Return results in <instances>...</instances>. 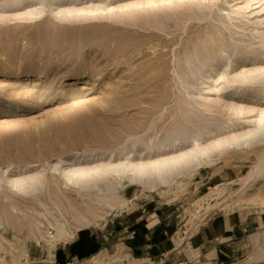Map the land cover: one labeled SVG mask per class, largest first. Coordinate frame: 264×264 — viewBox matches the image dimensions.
<instances>
[{
    "label": "rangeland",
    "instance_id": "obj_1",
    "mask_svg": "<svg viewBox=\"0 0 264 264\" xmlns=\"http://www.w3.org/2000/svg\"><path fill=\"white\" fill-rule=\"evenodd\" d=\"M139 1L142 4L137 8L115 10L112 19L85 21L51 15L49 10L53 8L57 11L56 6L47 8L44 15L35 20H27L23 15L15 19L10 15L39 6H0V15L4 17H0V176H4L0 189V264H5L6 260V264L49 262L52 255L49 246L38 235L31 234L34 226L39 224L45 232L55 234L48 221L65 224L75 235L70 240L59 242L55 248H69L78 235L84 233L88 246L94 243L96 249L101 248L96 255L98 264H264V226L255 223L260 217L264 220V204L261 201L264 199V174L247 179L257 164L254 154L259 148L251 151L230 149L223 156L216 157L213 166L202 167L180 187H160L149 191L124 183L117 191L121 200H117L111 208L106 202L83 196L67 186L53 169L56 161L68 152L75 154L85 149H96L113 152L114 159H117V150L119 152L123 147L127 148L126 151L143 149L141 142L165 139L168 130L170 132L180 120L193 131L203 128L204 123L215 130L231 115L234 127L227 124V128H232L214 132L206 139L211 141L227 131L242 132L258 119L264 102L260 101V95L253 93L254 87L248 81L255 78L256 71L264 69V49L259 38L254 39L247 30L241 32L233 27L230 29L234 33L231 30L226 32L219 26L218 29L222 30L218 32L222 33L218 34L207 21L201 20L200 23L199 19L194 17V21L190 18L193 12H184L186 18L181 16L183 11L177 17L170 15L165 8L166 3L157 4L165 10L162 8L163 15L160 13L155 21L151 11H158L155 5L145 3L148 0H108L112 5ZM222 3L219 8H228ZM77 4L89 7L99 2ZM61 6L72 5L67 2ZM255 7L252 5L249 10ZM263 7L256 9L262 13L259 12L261 33L264 31ZM166 12L171 19H165L168 17ZM146 13L149 14L145 18ZM103 15L107 14L104 12ZM103 15L91 13L85 17ZM60 16L64 17L63 21ZM135 17V20L132 19ZM150 20L155 21L157 28L150 27L153 23ZM238 23V20L234 22L241 25ZM236 32L239 36L235 35ZM261 36L264 37L263 34ZM196 44L200 46L197 49ZM221 44L227 48L233 47V44H240L237 46L242 48L256 44L261 49L257 48L259 55L232 56L231 62L227 57L223 60L217 58L209 75L213 80L218 77L223 79L215 83L206 78L209 77L206 74L209 67L199 66L200 62L215 59ZM201 45L206 47L203 49ZM211 45L214 50L209 47ZM208 47L215 58L208 53ZM221 74L224 75L222 78ZM181 76L185 80L182 81ZM187 80L192 83H183ZM203 107L209 110L205 111ZM230 107L242 109L239 118L232 110L229 111ZM191 122L194 124H189ZM132 145L136 147L132 148ZM155 152L156 149L153 154ZM107 160L99 158L93 162ZM11 163L20 165L22 170L18 171L24 175L42 172L47 181L41 191L33 195L13 191L6 184L7 178L12 175L11 168H8ZM125 184L127 187H124ZM122 200L126 202L121 203ZM79 215L89 219L92 225L77 229L75 218ZM217 217H230L231 224L248 227L246 231L235 228L234 237L225 244L221 257L212 260L205 253L188 247L187 242L188 237L203 231L211 219ZM147 224L149 228L160 224L168 234H175V245L185 238L186 249L182 247L158 258L147 256L143 261L129 260L126 247L128 236L132 235L130 231L140 229L146 233L150 231L144 227ZM126 226L130 228L123 230ZM73 258L70 253L67 263H94L90 258L72 261Z\"/></svg>",
    "mask_w": 264,
    "mask_h": 264
},
{
    "label": "bare ground",
    "instance_id": "obj_2",
    "mask_svg": "<svg viewBox=\"0 0 264 264\" xmlns=\"http://www.w3.org/2000/svg\"><path fill=\"white\" fill-rule=\"evenodd\" d=\"M95 1H98L99 4L94 5V6H89V7L88 6L87 7H79L77 4L79 2H85L86 4L92 5ZM67 2H71L72 6L63 8V6H61V5L63 3H67ZM222 2H224L226 5H228V8H219L218 5H220ZM145 3L155 5L154 8L156 7L158 12L153 13V11L155 9L153 11H151V13L153 14L152 19H155V21L157 20V17H159V14L161 12L163 13L165 8H166V10H169L170 13L169 12L168 13L170 15L172 14L174 17H177L178 16L177 14H179V13L181 14V12L183 11V14H181V16L184 15V17L186 18L187 14L185 15L184 12H186V13L193 12L191 14H194V15L197 14V15H195V16L193 15L191 17L189 14L188 16H190V18L193 19L195 17L196 19L200 20V21H198L200 23H201V20L202 21L205 20V22L207 21L208 24H211V26L213 27V30L215 28V30H217V32L221 31L222 29L227 32V31H230L232 29V27L234 30H235V28L238 29V31L241 30V32H242V30H244V31L247 30L248 33L249 32L251 33V35L253 36L254 39L259 38L260 39L259 42L262 41V43H263V44H261L263 47L262 50L264 49V37L261 36L262 34L264 36V31H262L263 33L259 32V28H260V26H262L261 22H259V20H260L259 17L261 16L259 14V12L261 10H259V11L256 10L261 6L262 7L264 6V0H148ZM158 3L163 4V5L166 3L167 6L165 5L166 7L164 8L161 5L162 8H164L162 11L161 7H157ZM20 4H24V6H30V5L39 6V8H35L33 10H29V11H26L23 13H19V12L14 13V14L10 15L11 17H15V19H16V17L18 18V16L23 15V16H26L24 18L27 20H35V19L42 17L44 15V13L46 12L47 8L56 6L57 11H55V9H53V8L51 10H49V13H51V15L52 14L63 15L65 18L71 17V18L78 19L80 21H85L88 19L89 20L112 19L115 10H126L130 7L131 8L132 7L137 8L142 3L139 1L137 3L130 2L127 4L112 5L111 3L108 2V0H0V6H3V5L7 6L8 5V6H13L16 8V7L20 6ZM252 5L253 6L256 5V7L253 8L252 10H249ZM262 10L264 11V7L262 8ZM104 12L107 14L105 17L103 15ZM91 13H96V14L98 13V14H102L103 16L85 17L86 14H91ZM162 13L160 15H163ZM125 14H126V12H125ZM148 14L146 13L145 18ZM169 14H167V12H166V15H168V17L164 16L165 19L166 18L171 19L169 17ZM117 16H118V14H117ZM200 16H202V17L200 18ZM0 17L2 19H4V17L2 15H0ZM61 17L62 16H60V19H61ZM64 17H62V19H61L62 21H63ZM140 17H141V15L139 16V18ZM130 18H131V16H130ZM179 18H181V17H179ZM119 19H120V17H119ZM124 19H126V18H123L122 20H124ZM132 19L135 20L136 17L132 18ZM189 19H187V20H189ZM176 20H174V21H176ZM185 20H183V23L185 22ZM234 20L235 21L238 20L241 25H235ZM155 21L153 20L151 22L154 23ZM158 21H160V20H158ZM161 21H162V19H161ZM190 21H192V20H190ZM2 22H5V21L3 20ZM145 22H147V20L144 21V23ZM153 23L152 24L150 23L152 25L150 27L155 26L157 28L158 25H156V23H154L155 24L154 25ZM150 24H148V26ZM157 24H160V23L157 22ZM161 24H162V22H161ZM161 24H160V26L163 25V24L162 25ZM187 24H188V22H187ZM258 24H259V27H257ZM181 25L185 26L183 24H181ZM219 26H222V29H218ZM208 27H210V25H208ZM209 31L211 32V30H209ZM231 32L234 33L233 30H231ZM231 32H228V33H231ZM219 33L221 34L222 32H218V34ZM250 33H249V35H250ZM212 34L214 35V33H212ZM224 34H225V32H224ZM236 34H237V36H239L238 32H236L235 35ZM240 35H242V34H240ZM225 36H227V35H225ZM213 37H215V40H216V36H213ZM208 38L209 37H207V39ZM217 39H218V36H217ZM259 39H257V40H259ZM206 40H204V42ZM210 40H212V38ZM221 42H222V40L220 41V43ZM197 43H199V42H197ZM202 43H203V40H202ZM210 44H212V43H210ZM256 44L255 45L251 44L249 46L245 44L246 46H248L246 48H242L240 46H237L240 44H237V45L233 44V47L229 46V48H227L226 46L221 44L222 46L219 47V51L216 50V53L218 51L216 58L213 55L214 53H212L211 49L209 48V47H212V45H211L208 47L210 50L207 49V51H208V53H211V55H213L212 57H214L215 59H213V60L207 59V61H205V62H200L202 67L199 66V68H203V66H208L209 71L206 69L208 71V72H206V74L208 73L209 77L206 76V78L212 79V76H210L209 73L214 70L213 62L216 61L217 58H221L223 60L224 58L227 57L229 59L228 61L231 62L232 59L230 60V58L232 56H239V55L240 56H242V55L251 56L252 54L255 55L256 53H258V55H259L260 50L258 51V49H261L259 47L261 45L259 43V46H256ZM204 45H205V43H204ZM197 47H200V46L197 45L195 47V49H197ZM201 47H202V45H201ZM230 47H232V48H230ZM212 49H213V47H212ZM198 51H199V49H198ZM200 51H201V48H200ZM193 53H194V51H193ZM197 53H199V52H197ZM195 54H196V52H195ZM260 54H262V53L260 52ZM262 55H264V54H262ZM192 56L190 59H192ZM198 60L202 61V59H198ZM228 61H227V63H228ZM187 63H188V61H187ZM189 63H191V62H189ZM194 63L195 62L193 61V64ZM227 65L228 64H226V66ZM190 72H194V71H190ZM201 72H203V69L201 70ZM256 72H257V75L255 76V78H253L251 81H248V82L251 83L254 87L253 93L255 95L258 94V96L260 95L261 96L260 101L264 102V69H260ZM183 73L184 72H182V74ZM254 73H255V71H254ZM194 74H195V72H194ZM194 74H193L194 77L198 76V75H194ZM222 74H224V73H222ZM222 74H221L220 78H222V76H224ZM248 74H250V73H248ZM183 76H184V74H183ZM183 76H181L182 81L185 80L184 78L182 79ZM194 77H192V79ZM203 79L205 80V78H203ZM219 80H220L219 77H218V79L214 78V80L212 79V82L218 83ZM193 81H195V79H193ZM242 81H244V80H242ZM200 82H201V80H200ZM204 82H206V81H204ZM230 82H232V81H230ZM230 82H228V83H230ZM183 83L191 84L192 82L189 83V81L187 80V82H183ZM215 83H212V84H214L216 86ZM201 84L203 85V83H201ZM197 85H199V83ZM244 85H245V83H244ZM188 86H190V85H188ZM191 87H192V85H191ZM193 87H192V89H193ZM228 87H230V86L228 85ZM231 87H232V85H231ZM225 88H227V87H225ZM222 89H224V88H222ZM218 90H221V89H217V91ZM186 95H189V93H187V91H186ZM252 97H254V96H252ZM204 108H205V111L209 110L208 107H203V109ZM231 110L233 111L236 118L237 117L239 118V115L242 114L241 108L230 107L229 111H231ZM228 113H227V115H229ZM258 114H259L258 119H256L255 123L253 122L254 124L252 127H249L248 129H246L242 132H232L231 131L229 133L227 131V133H229L228 135L226 133V134H221L220 137L215 136L211 139V141L206 140V139L209 136L214 135V132L220 133L223 130H225V128L228 127L227 124L230 126L232 124H234V123L231 124V122L233 121V119L231 121V118H230L231 115H229L228 119L226 118L227 119L226 122L224 121L225 119L223 120L224 124L217 125L215 130H211L209 128V126L205 125V123L203 122L204 124L200 123V125L203 124L202 125L203 128L193 131L187 126L188 125L187 123H186L187 124L186 125V124L182 123V120H180V123L178 122V125L174 126L175 124H173L174 127L172 128V130L170 132L168 130V133H167V136L165 139L158 141V142L156 139V142H154L153 140L150 141L148 138L149 142L148 141H147V143L141 142V145H142L141 147H144L143 149H137V150L132 149V150L126 151L127 148L123 147L119 150V152L117 150V157H118L117 159H114L113 152L108 153V151H97L96 149H91V150L85 149L82 152H80V153L77 152L75 154H74V152H72V153L68 152L66 156H64L63 158H59L56 161V164L53 167V169L57 172V174H59L60 178L62 179V181H64V183L67 186L74 188L78 193H80L83 196H86L88 198L94 197L99 202H106V204L109 206V208L114 207V203L117 200H119L118 196H117V194H118L117 191L120 187L123 186L124 183H129L130 185L142 187L144 190H149V191H156L158 188L160 189V187L171 188L173 186H179V185H182L187 178L192 177L202 167H205V166L209 167L211 165L213 166V164H215V162L217 160L216 157L218 158V157L223 156L224 153L230 149H236V150L249 149L251 151V149L259 148V150L257 149L258 152H255V154H254L257 157V164L254 166V169L249 174V177H247L248 180H251V179L257 178V177L264 174V107L259 111ZM229 122H230V124H229ZM189 124H194V123L191 122ZM230 126H229V128H227V130L234 127L233 125H232V127H230ZM151 138H153V136ZM135 147H136V145H132V148H135ZM186 147H188V148L186 149ZM157 148H158V150H157ZM128 149H130V148H128ZM155 149L157 152H155L153 154ZM179 150L180 151L182 150V151L177 153V151H179ZM99 158L100 159L108 158V160L107 161H101L100 163L93 162L95 159H99ZM138 159H142V160L137 161ZM33 165H35V164H33ZM60 165H61V167H60ZM8 166H9L8 167L9 169L11 168L10 171L12 172V175H10L7 178L6 184H8L11 189H14L13 191L16 190V191L20 192V194H22V195H33V194L39 193L41 191L42 187L44 186L45 182L47 181L44 179L45 177H44L42 172H36L33 174L24 175L22 173H19L21 171H18V170H22V169H20L21 168L20 165H15L14 163H11ZM28 166H30V165H28ZM8 168L6 169L7 171H8ZM53 169H51V170H53ZM3 177L0 176V189L2 187L1 182H2ZM124 187H127L126 184ZM144 192H142V193H144ZM119 198H120V196H119ZM91 200H93V199H91ZM123 200H126V199L124 198ZM123 200L121 201V203L124 202ZM251 200H253V199H251ZM261 201H262V204H264L263 198ZM118 204H120V202H118ZM117 206H119V205H117ZM43 213H45V212H43ZM75 219H76V222L78 223V226L76 227L77 229L80 226H87L90 224V220L87 219L85 216L79 215ZM48 224L54 229L55 234H52L50 232H45L43 227H41L42 226L41 224L35 225L33 230H31V234H33L35 236L38 235L39 238L42 239L46 243V246H49V252L53 253L56 245L61 241H66V240H70L71 238H73L74 232L67 229L65 224H63L59 221H55L54 223L48 221ZM90 225H92V224H90ZM88 227H90V226H88ZM77 231H79V230H77ZM15 234H17V233H15ZM15 234H14V236H15ZM43 241H41V242L43 243ZM45 248H47V247H45ZM92 261L95 264L99 263L96 257L95 258L93 257ZM9 262H12V260ZM4 263L5 264L8 263L7 260ZM12 264H15V262L14 263L12 262Z\"/></svg>",
    "mask_w": 264,
    "mask_h": 264
},
{
    "label": "crops",
    "instance_id": "obj_3",
    "mask_svg": "<svg viewBox=\"0 0 264 264\" xmlns=\"http://www.w3.org/2000/svg\"><path fill=\"white\" fill-rule=\"evenodd\" d=\"M154 210L157 211L156 209ZM161 214L163 213L161 212ZM255 223L256 225L264 226L263 217H260ZM144 227L150 229V231L146 233L142 232L140 229L130 231L132 235L128 236L129 241L127 242L128 246L126 247L129 252L127 254L129 260L143 261L147 256L152 255V257L158 258L164 256L165 253H173L184 247V243L186 242L184 240L185 238H182L181 243L175 245L173 236L175 234L172 232H170L171 234H168L167 231L162 229L160 224H156L155 227L152 228H149L148 224ZM247 227V225L243 224H231L230 217L213 218L209 225L204 227L203 231H199V233H195L188 237L189 242H187V246L191 248L193 247V249H197L201 253H205L212 260L216 258L219 259V256L221 257L223 253L222 250L226 248L225 244L234 237L233 233L235 228H241L242 231H246ZM128 228H130V226L124 227L123 230ZM83 235L84 233L78 235L77 239L69 245V248L67 249L66 247L55 248L51 255L52 261L50 260L49 262L42 263L35 262L34 264H69L67 261L70 253L74 256L72 261L74 259L95 258L101 248L96 249L97 247H94V243L89 244L88 246L86 243L87 240ZM183 249L186 248L184 247ZM135 254L136 256H134Z\"/></svg>",
    "mask_w": 264,
    "mask_h": 264
}]
</instances>
